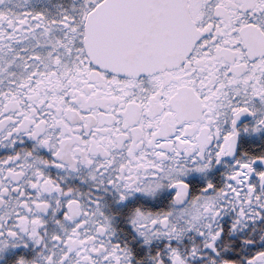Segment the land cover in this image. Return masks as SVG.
Here are the masks:
<instances>
[{"label":"snow or ice","instance_id":"1","mask_svg":"<svg viewBox=\"0 0 264 264\" xmlns=\"http://www.w3.org/2000/svg\"><path fill=\"white\" fill-rule=\"evenodd\" d=\"M0 264H264V0H0Z\"/></svg>","mask_w":264,"mask_h":264}]
</instances>
